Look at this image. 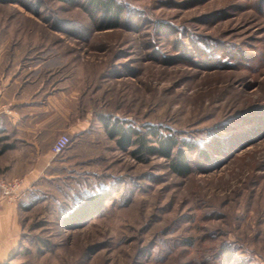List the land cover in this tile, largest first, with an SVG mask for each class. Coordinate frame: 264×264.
Masks as SVG:
<instances>
[{
  "label": "rangeland",
  "instance_id": "374dc122",
  "mask_svg": "<svg viewBox=\"0 0 264 264\" xmlns=\"http://www.w3.org/2000/svg\"><path fill=\"white\" fill-rule=\"evenodd\" d=\"M111 1L0 0V65L36 66L85 124L0 264H264V0ZM105 120L173 137L190 173Z\"/></svg>",
  "mask_w": 264,
  "mask_h": 264
},
{
  "label": "crops",
  "instance_id": "0c3cea01",
  "mask_svg": "<svg viewBox=\"0 0 264 264\" xmlns=\"http://www.w3.org/2000/svg\"><path fill=\"white\" fill-rule=\"evenodd\" d=\"M39 71L9 61L0 65V177L22 179L19 200L0 196V260L19 244L29 192L62 172L63 159L51 151L54 137L85 129L71 110V95L38 77Z\"/></svg>",
  "mask_w": 264,
  "mask_h": 264
},
{
  "label": "trees",
  "instance_id": "16d2710c",
  "mask_svg": "<svg viewBox=\"0 0 264 264\" xmlns=\"http://www.w3.org/2000/svg\"><path fill=\"white\" fill-rule=\"evenodd\" d=\"M68 2H72L75 0H65ZM86 3L91 8L98 7L104 12H107L108 10L113 9L114 4L111 0H86ZM118 9V7H115ZM116 9L114 12H116ZM115 20V18H113ZM115 21H113L114 23ZM112 23V24H113ZM105 128L108 133V135L112 138H116L119 145H121L123 148L125 145L132 143L133 141L132 136H135L134 142L137 143L136 148L132 151V154L136 157L141 156V151L145 149L146 152L151 154H158L161 155L167 159L171 158V167L173 170L180 176H185L190 173L189 166L184 161V155L183 153H179L180 157H177V160L172 158V150L175 147V140L171 136H163L158 137V145L152 146V145H146V141L144 140L143 136L139 134V131L137 129H133L130 127H124L123 125H117V123L114 121L111 124L108 120H105ZM156 134V133H155ZM71 142V140H70ZM70 145V143H69ZM68 145V146H69ZM68 148V147H67ZM139 153V154H138ZM101 203V195L95 194L91 195L89 197H86L72 212H71V221H78L81 218L85 217L86 214L90 210H96Z\"/></svg>",
  "mask_w": 264,
  "mask_h": 264
},
{
  "label": "built area",
  "instance_id": "2783aa9c",
  "mask_svg": "<svg viewBox=\"0 0 264 264\" xmlns=\"http://www.w3.org/2000/svg\"><path fill=\"white\" fill-rule=\"evenodd\" d=\"M70 143V136L66 133L59 134L51 145V151L58 155L62 153ZM22 191V179L18 177H0V196L8 200H16Z\"/></svg>",
  "mask_w": 264,
  "mask_h": 264
}]
</instances>
